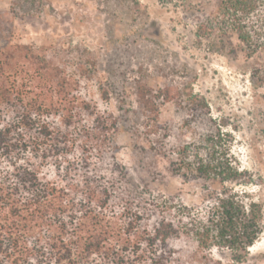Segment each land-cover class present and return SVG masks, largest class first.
I'll return each instance as SVG.
<instances>
[{
	"label": "rangeland",
	"instance_id": "1",
	"mask_svg": "<svg viewBox=\"0 0 264 264\" xmlns=\"http://www.w3.org/2000/svg\"><path fill=\"white\" fill-rule=\"evenodd\" d=\"M218 1L0 0V49L31 46L111 115L113 153L99 167L114 156L119 196L189 220L237 194L260 230L243 264H264V49L247 54L217 28ZM201 163L209 175L194 172ZM171 245L183 264L231 263L226 247Z\"/></svg>",
	"mask_w": 264,
	"mask_h": 264
},
{
	"label": "trees",
	"instance_id": "2",
	"mask_svg": "<svg viewBox=\"0 0 264 264\" xmlns=\"http://www.w3.org/2000/svg\"><path fill=\"white\" fill-rule=\"evenodd\" d=\"M216 19L247 54L264 49L254 34L264 32V0H219ZM72 78L29 45L0 49V264H183L171 245L182 237L197 251L226 247L229 264H243L260 231L254 208L231 194L187 220L119 196L114 156L99 167L113 153L116 123ZM200 257L197 264H221Z\"/></svg>",
	"mask_w": 264,
	"mask_h": 264
}]
</instances>
